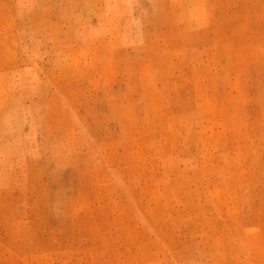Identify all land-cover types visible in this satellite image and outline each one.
Listing matches in <instances>:
<instances>
[{
  "label": "rangeland",
  "instance_id": "rangeland-1",
  "mask_svg": "<svg viewBox=\"0 0 264 264\" xmlns=\"http://www.w3.org/2000/svg\"><path fill=\"white\" fill-rule=\"evenodd\" d=\"M0 264H264V0H0Z\"/></svg>",
  "mask_w": 264,
  "mask_h": 264
}]
</instances>
